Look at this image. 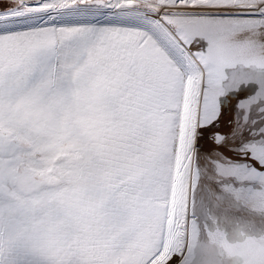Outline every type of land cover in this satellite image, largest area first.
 Segmentation results:
<instances>
[{
    "label": "snow or ice",
    "instance_id": "obj_1",
    "mask_svg": "<svg viewBox=\"0 0 264 264\" xmlns=\"http://www.w3.org/2000/svg\"><path fill=\"white\" fill-rule=\"evenodd\" d=\"M0 264H264V0H0Z\"/></svg>",
    "mask_w": 264,
    "mask_h": 264
},
{
    "label": "bare ground",
    "instance_id": "obj_2",
    "mask_svg": "<svg viewBox=\"0 0 264 264\" xmlns=\"http://www.w3.org/2000/svg\"><path fill=\"white\" fill-rule=\"evenodd\" d=\"M242 99H244L243 94L239 96H234L231 99V101H229L228 104H226L222 116L218 121V127L216 129L217 131L229 137L231 136V133L235 129L237 122V113H238L237 105ZM205 138L207 140L203 142L202 147L204 150H207V152H211L215 148V145L212 143L210 139H208L207 137Z\"/></svg>",
    "mask_w": 264,
    "mask_h": 264
},
{
    "label": "rangeland",
    "instance_id": "obj_3",
    "mask_svg": "<svg viewBox=\"0 0 264 264\" xmlns=\"http://www.w3.org/2000/svg\"><path fill=\"white\" fill-rule=\"evenodd\" d=\"M207 139L206 138H202L201 141H200V144L202 146L203 142L206 141ZM207 143V142H206ZM209 143V142H208ZM202 151H207V150H204L203 147H202Z\"/></svg>",
    "mask_w": 264,
    "mask_h": 264
}]
</instances>
